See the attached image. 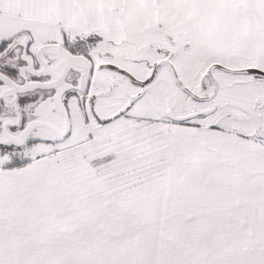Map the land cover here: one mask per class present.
<instances>
[{
  "label": "snow or ice",
  "instance_id": "1",
  "mask_svg": "<svg viewBox=\"0 0 264 264\" xmlns=\"http://www.w3.org/2000/svg\"><path fill=\"white\" fill-rule=\"evenodd\" d=\"M0 264H264V0H0Z\"/></svg>",
  "mask_w": 264,
  "mask_h": 264
}]
</instances>
